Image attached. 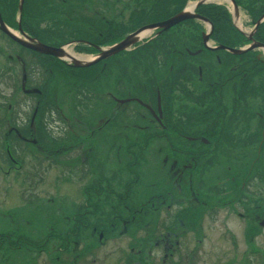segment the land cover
Instances as JSON below:
<instances>
[{
	"label": "rangeland",
	"instance_id": "obj_1",
	"mask_svg": "<svg viewBox=\"0 0 264 264\" xmlns=\"http://www.w3.org/2000/svg\"><path fill=\"white\" fill-rule=\"evenodd\" d=\"M28 1L30 3L31 0ZM151 1L145 0V3ZM164 1L167 9H172L176 2V0ZM199 1L203 0H196ZM45 3L46 0H37L33 8L35 15L30 18L32 25L29 28L40 38L36 40L43 39L44 43L53 44L52 47H64L66 44L65 51L79 59L96 58L97 55L91 54L92 52L86 50L82 44L74 46V40L77 41L76 43H82V39L64 34L66 29L72 31L69 29L72 24L75 27L73 29L79 27L77 18L71 14L76 13V9L69 11V18L72 21L64 24L61 21L62 11L59 8L58 19L53 18L54 21L62 24L58 28L59 32L52 35L47 33L44 38L43 35H39V33L46 34L47 23L50 21L46 17L51 9L46 11L47 8L44 7L47 3ZM229 9L232 27L248 34L252 30L249 18L239 10L235 14L234 11L231 12V8ZM118 23L127 25L126 16L123 15ZM6 25L10 31L19 36L16 21H13L12 26L8 23ZM260 26L264 28V22ZM67 45L69 46L66 47ZM124 53L128 55L129 51ZM18 57L23 60V65L17 61ZM43 57L41 55L34 58L27 55L24 48L0 31V97L1 95L6 97L5 100L0 98V216L5 217L0 218V236L9 229L12 245L21 235L26 234L27 239H31L28 248L23 247L20 252L16 247L11 246L15 252L7 248V252L3 253L5 247L1 245L0 264L25 263L23 261L17 263V260L24 257H27V262H31L30 264H109L110 261L112 264L140 262L144 264L146 258L143 257L146 252L140 256L136 251L130 253V249L134 247L143 251L151 247L147 245L145 229L148 226L151 231L154 227L158 228L161 223L164 225L160 227V231L166 232L170 241L177 239L180 243L176 255L166 259L163 264H264V143L260 139L262 135L257 134L253 139L256 145L249 147L245 143L244 146V142L240 139L244 127L240 136L231 133L228 141L225 139L218 141V145L215 143L206 145L203 154L211 156L210 158L198 152H194V156H184L190 161V166L184 168L182 175L180 173L178 177L171 176L170 182L177 183L178 192L180 189L184 191L180 194L186 196V199H183L186 205L189 201L194 205L193 210L190 209V205H187L188 208L176 205L173 202L176 193L172 190V184L163 185L158 170L164 164L163 172L170 171L169 161L164 163L163 160L167 157V153H174L170 149L165 150L163 143L152 145L151 149L155 147L152 151L144 152L143 155L145 154L146 157L144 162L138 163L134 170L127 171L125 165L117 166L115 162L107 165L109 170L115 168L113 170L117 175L113 186L116 192L114 195L107 194L105 188L96 191L90 183L79 186L72 176L59 173L62 168L52 169L48 173L46 168H43L45 166L43 162L59 159L62 149L68 146L71 140L75 145L79 144L74 132L83 135L88 128L87 123L93 124L91 119L95 116L98 107L93 93L99 85V80L96 78V70L89 69L91 67L80 72L73 69L72 71L64 67L66 65L64 63L67 62H59L53 57H46L43 60ZM38 60L44 66L43 76L48 78L44 95L39 91L42 84H39L38 79L35 84L37 89H32L34 81L30 80L26 83L23 80L27 69L32 66L31 63ZM22 68V79L20 73L13 79L10 77V73L14 74V71L18 72ZM33 68L41 69L42 66L33 65ZM251 73H247V77ZM233 75H236V72ZM163 78L161 75V79ZM246 81H252L251 76ZM254 96L255 91L254 94L253 91H246V97L251 103ZM45 103L47 104L44 105ZM249 109L245 106L237 109L236 114L232 112L230 126L241 117L242 110H244V118L249 120L252 115ZM203 118V115H199L196 121L199 129ZM23 124H29L27 127L31 125L33 131L38 128L41 132L45 128L46 132H49L48 135L43 136L45 142H53L51 147H46L36 141L34 134H29L28 147L19 154L16 153L15 156L23 165L24 161L27 164L36 163L37 168L44 172V174L37 172L35 178H28L27 167L24 168L22 164L19 166V163L14 162L8 164L7 161L9 150L13 149V134L16 136L14 125ZM153 129L152 127L145 131ZM112 135L114 134L105 132L104 145L105 147L109 145L111 149L109 155L114 153L112 151L115 139ZM209 138H212V135H209ZM198 139L200 143L204 140L206 143L208 136L204 133L203 136H198ZM90 147H96V142H90ZM105 152L108 154L106 150ZM154 152H157V156ZM173 158V164L177 167L178 157L173 156ZM101 164L105 166V163ZM102 165L94 168L95 176L92 178L96 176L107 178L109 171L106 166L102 168ZM171 170L178 171L173 168ZM131 171L133 173H129ZM243 179L247 180L246 186H249L247 192L260 193L257 197L253 196L246 204V208L238 202L241 201L240 182ZM195 182L197 190H195ZM207 183L213 189V194L208 193ZM84 191L89 196L88 199L83 197ZM259 197L261 210L250 209V205L256 206L255 200ZM167 205L171 208V211H168L170 218L163 216ZM39 208L44 210L39 211ZM9 214L10 220L7 218ZM81 214L85 217H80ZM81 218H87L88 223L100 224L103 229L113 230L107 232L102 243H97V236L88 235V231L82 229L75 230V220ZM158 219L162 220L158 222ZM125 224L132 226L136 231L130 233ZM93 244H99V251L92 253L91 257L87 254L82 256L81 249L89 250ZM57 257L59 261L55 260ZM131 258L132 261H129Z\"/></svg>",
	"mask_w": 264,
	"mask_h": 264
},
{
	"label": "flooded vegetation",
	"instance_id": "obj_2",
	"mask_svg": "<svg viewBox=\"0 0 264 264\" xmlns=\"http://www.w3.org/2000/svg\"><path fill=\"white\" fill-rule=\"evenodd\" d=\"M203 1L176 0L174 7L167 9L164 0H152L149 3H145V0H48V2L46 0L47 4L45 3L44 8H47L46 11L49 9L51 11L46 17L50 19L46 34L39 33L43 35V38L47 33L52 35L59 32L58 28L62 24L53 19H58L59 8L62 11L61 21L64 24L72 21L69 18V11L76 9V13L71 14L77 18L79 27L73 29L75 27L72 24L69 28L72 31L66 29L64 34H71V37L82 39V43H76L77 41L74 40V46L82 44L86 50L92 52L91 54L97 55L96 57L105 55L108 49L124 43V39L131 36L129 40L131 42L124 50L113 56L102 58L95 64L94 70H96L99 85L94 92L98 107L95 116L91 119L93 124L87 123L88 128L83 135L80 132H74L79 144L75 145L71 140L68 146L62 149L59 159L43 162L45 163L43 168H46L48 173L54 167H61L63 170L60 174L66 173L72 176L79 186L90 183L96 191L105 188L107 194L114 195L116 192L113 186L117 175L113 170L115 168L109 170L107 165L115 162L117 166L125 165L127 171L134 170L138 163L144 162L146 158L145 154L143 155L144 152L152 151L155 148L151 149L152 145L163 143L165 150L174 151V153H167V157L163 160L164 163L169 161L170 171L163 172L164 164L158 170L163 185L172 184V190L176 193V199L173 202L176 205L182 208H188L187 205H190V209L193 210L194 205L190 201L186 205V201L183 200L186 196L180 194L184 191L180 189L181 191L178 192L177 183L170 182L171 176L178 177L180 173L182 175L183 171L190 166V161L185 159V155L194 156V152L203 154L209 143L218 145V141L225 139L228 141L231 133L240 136L244 127L243 136H240L244 146L245 143L249 147L256 145L253 139L257 134L262 135L260 139L264 143V28L258 24V20L264 13V0ZM229 8L231 12L235 13L239 10L249 18L252 30L248 34L234 26L235 30H233ZM179 14L185 17L182 21L166 30L161 27L163 22ZM123 15L126 16L127 25L118 23ZM1 17L4 20L2 14ZM41 42L44 43L45 40L41 39ZM226 49L233 51L229 52ZM124 51H129L128 55ZM238 51L244 52L237 55L235 52ZM25 52L34 58L41 57L32 51L25 50ZM42 59H46V56ZM17 61L23 65V60L19 57ZM31 64L32 66L25 73L26 83L30 80L34 81L33 87H35L38 79L42 87L46 86L48 78L43 76V63L38 60ZM33 65H40L42 68L35 69ZM64 67L79 72L84 70L68 65ZM14 72L9 74L12 79L19 73L22 79L23 68ZM235 72L236 75H233ZM249 72H252L250 75L252 81L247 82L246 80L250 77H247ZM246 91H253V94L255 91L253 103L246 97ZM0 98L5 100L6 97L1 95ZM245 106L252 111L250 119L244 118V110H242L241 117L233 123V126H230L232 112L236 114L237 109ZM199 115L204 116L201 129L196 122ZM29 124H31L30 121ZM29 124L14 125L16 136L12 133L14 144L13 149L9 150V155L7 154L8 164L11 162L19 163V166L22 164L15 155L28 147L29 134H34L36 141L43 146L53 145V142H45L43 138L44 135L49 134L45 128L44 133L38 128L33 131L31 125L25 128ZM146 126L148 128H145ZM152 127L153 130L145 131ZM105 132L114 134L112 136L115 139V146L112 155H109L111 152L109 145L107 147L104 145ZM204 133L207 134L208 140L206 143H204L205 140L200 143L198 136H203ZM209 135H212V138H209ZM92 141L96 142V147H90ZM105 150L108 154H105ZM154 155L157 156V152H154ZM173 156L178 157L177 167L173 164ZM56 160H60V163H55ZM106 162L109 163L106 164ZM101 163H105L109 171L107 178L105 176L92 178L95 176L94 168L102 165ZM26 164L24 161L22 165L28 168L26 171L29 174L28 178H35L37 172L44 173L37 168L36 163ZM171 168L178 171L172 172ZM246 181L243 179L240 182L241 201L238 200L244 208L253 196L257 197L260 194L255 191L247 192L249 186H246ZM206 189L209 190L208 193L213 194L209 183L206 184ZM195 190H197L196 182ZM83 194L85 199L89 198L85 191ZM255 205H250V209L260 211V197L255 200ZM167 206L164 208L163 216L170 218L168 211H171V208ZM79 216L85 217L82 214ZM0 218L5 217L0 216ZM7 218L10 220V214ZM161 220L158 219V222ZM75 221V230L82 229L88 231V235L97 236V243H102L107 232L113 230L103 229L100 224L88 223L87 218ZM163 225L164 223H161L158 228L154 227L151 231L148 226L145 229L147 245L151 246L147 247L148 250L145 248L141 251L134 247L130 249V253L136 251V254L140 256L146 252L143 257L146 258L144 264H163L166 259L173 258L180 248L177 239L170 241L166 232L160 231ZM125 227L130 233L136 231L128 224H125ZM9 237V229L0 236V246L5 247L3 253L7 252V248L13 251L11 246L16 247L20 252L21 248H28L27 245L31 240L27 239L26 234L21 235L12 245ZM98 251L99 244H93L89 250L81 249V255L87 254L91 257L92 253ZM58 259V257L55 258L56 261H59ZM22 261L25 263H21ZM129 261H132V258ZM17 263L30 264L31 262L28 263L27 257H24L17 260ZM141 263L143 262L139 264ZM109 264H112V261Z\"/></svg>",
	"mask_w": 264,
	"mask_h": 264
},
{
	"label": "water",
	"instance_id": "obj_3",
	"mask_svg": "<svg viewBox=\"0 0 264 264\" xmlns=\"http://www.w3.org/2000/svg\"><path fill=\"white\" fill-rule=\"evenodd\" d=\"M22 3H23V0H20L19 8H18L19 14H20L21 9H22ZM184 18L185 17L178 16V17H176L174 19H171V20L165 22L164 24H161V27H163L164 29H167V28L175 25L176 23L182 21ZM0 31L3 32L6 36H8L11 40L16 42L20 46H22L24 48H27V49H29L31 51L37 52V53L42 54V55L53 56V57H56L58 59H60L61 57L65 56V53H64L62 48L55 49V48H52V47H49V46H45L43 44H40V43L28 38L23 33H22L23 39L19 38L14 33L9 31V29L5 26V24L1 20V17H0ZM129 43H130V41L126 40L124 43L120 44L119 46H116L113 49L109 50L107 53H105V55L103 54L101 56V58H106L108 56L113 55L114 53L122 50ZM235 53L237 54V53H240V52H235ZM99 59L91 61L89 63H84V64L79 63V61H76L74 59H71V62H72V64L75 67H89V66H91L93 64H96L99 61Z\"/></svg>",
	"mask_w": 264,
	"mask_h": 264
},
{
	"label": "trees",
	"instance_id": "obj_4",
	"mask_svg": "<svg viewBox=\"0 0 264 264\" xmlns=\"http://www.w3.org/2000/svg\"><path fill=\"white\" fill-rule=\"evenodd\" d=\"M37 0H31L30 3L28 0L24 1L22 17H21V25L22 29L29 33L31 36L38 37L37 33L31 30L29 27L32 25L31 16L33 17V8ZM0 12L3 15L4 21L8 23L10 26L13 25V21L15 22V13L17 12V1L16 0H0ZM34 26V25H33ZM32 26V27H33ZM39 38V37H38ZM42 92H46V86L42 87ZM44 95V93L42 94ZM27 128V126H25ZM41 141V140H40Z\"/></svg>",
	"mask_w": 264,
	"mask_h": 264
}]
</instances>
